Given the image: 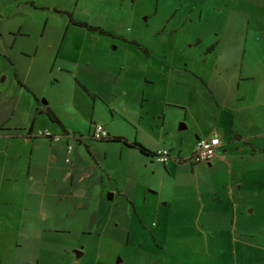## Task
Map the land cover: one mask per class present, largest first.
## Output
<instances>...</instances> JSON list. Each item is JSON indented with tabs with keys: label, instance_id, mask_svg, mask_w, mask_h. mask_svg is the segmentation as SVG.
Returning <instances> with one entry per match:
<instances>
[{
	"label": "rangeland",
	"instance_id": "1",
	"mask_svg": "<svg viewBox=\"0 0 264 264\" xmlns=\"http://www.w3.org/2000/svg\"><path fill=\"white\" fill-rule=\"evenodd\" d=\"M69 13L72 19L110 34L69 24ZM183 21L189 25L182 26ZM255 32L264 35V0H0V106L15 112L11 122L29 127L30 118L21 109L27 85L40 92L34 132L62 135L46 114L48 100L69 127L85 128L80 121L71 124L58 107L65 103L63 93L74 91L81 102L86 101L87 111L92 104L90 91H83L69 74L51 84L49 78L54 76L45 68V57L54 55L63 40L68 52L78 48V41L79 51L90 59L95 55L100 61L118 59L123 66L137 69L145 61L129 42L135 39L150 51L152 63L162 60L199 71L208 56L212 73L223 68L232 73L258 56L250 52V40L244 43L246 35ZM181 115L173 108L165 111L172 137L185 138V160H174L170 177L160 168L155 170L148 180L152 192L133 186L139 194L135 205L139 208L133 210L115 189V182L127 180L128 167L123 159L118 161V145L103 144L83 131L82 145L70 137L68 156L65 149L51 154L45 144L49 138L27 141L28 131L22 126L8 131L5 142H0V173L6 162L12 177L0 180V264H264V169L258 168L259 186H251L253 182L243 177L251 167L236 143L227 144L231 172L223 164L191 165L186 160L189 136L201 123L190 118L186 123ZM105 120L110 133L129 134L130 127L121 119ZM158 121L156 116L147 119L152 125ZM84 145L99 150L96 160ZM81 147L84 161L74 157ZM104 151L107 156L102 160ZM260 159L258 163L264 162ZM38 161L51 163V168L33 169ZM28 173L34 178H28ZM139 175L141 171L136 181H141ZM183 220L193 225L183 227Z\"/></svg>",
	"mask_w": 264,
	"mask_h": 264
},
{
	"label": "crops",
	"instance_id": "2",
	"mask_svg": "<svg viewBox=\"0 0 264 264\" xmlns=\"http://www.w3.org/2000/svg\"><path fill=\"white\" fill-rule=\"evenodd\" d=\"M263 38L264 35L258 32L245 37V44L247 40L251 42L250 52L258 53V56L251 58L246 66L242 62L240 68L235 69L232 73H227L226 68L218 70L217 73H212L210 69L212 57L208 56L205 60L210 64L207 62L203 69L199 71L189 70L185 66H170L162 60H156L152 63L148 61L150 51L145 52L139 48L138 54L140 55L138 56H140L142 62L143 60L145 62L139 63L136 69L128 64L123 66L124 64L118 59L100 61L96 55L90 59L89 55L84 54L82 49L79 51L81 46L78 41L75 43L78 48L68 52L65 48L66 43L63 40L55 49L54 55L45 57V68L51 76H54L52 79L49 78V81L53 80L55 83H59L62 80L61 75L69 74L75 82L79 83L83 91H90L88 95L92 100V104L90 108L87 107V111L83 107L86 101L81 102L80 95L75 94L74 91L71 94L68 92V95L63 93L62 98L65 103L60 108L58 107V111L64 112V118L70 120L71 124L80 121L85 123V128H78L76 125L69 127L59 113L49 105V100L45 102L46 105L48 104L46 108L50 109L61 121L63 130L66 133L63 132L60 125L53 123L59 127L62 134L77 135L74 139L79 145H82L83 131H89L92 124L98 123L104 126L110 136H121L128 141L137 140L152 152L158 149H170L174 158H171L166 164H161L156 162L152 156L145 155L138 149L129 147L122 142L107 139L100 141L103 144L118 145L120 149L118 161L121 162L123 159L128 163L127 170L124 173L127 180L122 183L115 182L116 192L120 197L126 199L128 210L139 208L138 205L135 207L139 200V194L136 189H133V186L141 185V189L152 192L149 190L151 185H148V180L155 170L160 168V173H166L170 177L176 168L175 161L181 163L185 160L182 155L184 136L181 134L172 137V134L166 128L165 111L170 108L182 113L181 119L185 122L189 118L200 120L201 126L193 131L191 137L189 136L191 142L190 153L198 138H208L214 135L220 138V145L210 161L200 163L189 161L191 165H201L204 168H209L213 164H223L231 172L233 163H230V159H228L229 145L227 144L236 143L237 148L240 146L238 151L243 154V160L251 167L249 171L247 170L248 174H244L243 177L245 180L249 179L253 182L251 186L258 187V173H260L258 168L264 169V162L258 163L259 160H262L260 158H264V141H258L259 137L264 138ZM216 40L219 43L220 38ZM58 58L60 59L59 62L57 61ZM129 72L131 73L128 74ZM14 75L18 77L15 71ZM97 75L99 77L93 81L91 78ZM24 77L27 79L28 72ZM133 77H138V80L132 82L131 78ZM51 84H53L52 81ZM179 87L182 88L183 92L178 91ZM24 89L25 97L24 101L21 102V109L23 108V113L30 118V126H22L25 122H11L15 112L6 105L0 106V142L2 144L5 142L4 138L8 136L7 132L13 127L22 126L21 129L28 131L26 140L32 138L30 134L34 133V122L37 120L36 113L39 111L40 92L34 87H27V85ZM149 116L152 118L156 116L159 120L158 123L152 125L147 122ZM106 117L110 121L117 117L122 122L127 123L130 127L129 134L128 132L127 134L123 132L110 133L109 128L105 126L108 124L105 120ZM42 124L49 127L43 121ZM180 129H186V126L181 125ZM69 139L70 137L65 138L64 146L61 143L62 137L57 142L49 139V143H45L46 148L51 154L59 153L58 150H63L66 144H70ZM7 144L8 151L11 140ZM34 145L39 144L35 142ZM35 147L37 148V146ZM85 149L91 151L89 156L95 160L97 159L99 153L97 148L84 145ZM2 151L3 146H0V152ZM84 153L85 151L81 147L75 152L74 157L84 161L86 158ZM123 154L125 155L123 156ZM100 156L104 160L107 152H101ZM43 162H34L32 168L36 170L41 169V167L51 168V163ZM1 169L0 180L12 178L9 176V167L6 162L2 163ZM140 171L142 172V175H139L141 181H136L135 177ZM45 174H48V170H45ZM108 176L110 175L108 174ZM28 178L33 179L34 176L28 173ZM241 187L240 184L239 188ZM112 196L110 194L109 198H112ZM163 205L166 206L167 202ZM189 225H193V223L189 220L182 221L183 227H189Z\"/></svg>",
	"mask_w": 264,
	"mask_h": 264
},
{
	"label": "built area",
	"instance_id": "3",
	"mask_svg": "<svg viewBox=\"0 0 264 264\" xmlns=\"http://www.w3.org/2000/svg\"><path fill=\"white\" fill-rule=\"evenodd\" d=\"M90 134L95 140L105 139L108 137L107 131L101 124H95L92 127ZM31 136L50 138L55 142L59 141L62 137L61 135L53 134L48 130H38L37 132L31 133ZM219 141V138L216 136L198 139L194 144L193 153H191L189 160L194 163L210 161L216 153V149L220 144ZM65 151L66 154L69 155L72 151L71 144H66ZM153 157L155 161L165 163L170 159L171 154L168 149H159L155 152ZM67 160L68 158L66 157V161Z\"/></svg>",
	"mask_w": 264,
	"mask_h": 264
},
{
	"label": "trees",
	"instance_id": "4",
	"mask_svg": "<svg viewBox=\"0 0 264 264\" xmlns=\"http://www.w3.org/2000/svg\"><path fill=\"white\" fill-rule=\"evenodd\" d=\"M65 13L67 14V12H65ZM69 19L72 20V16L70 13H69ZM73 24H77L80 27L90 29L91 31L99 30L100 33H104V31L102 29H99L97 27H92L91 25L87 24L86 22H75V21H73ZM46 114H47L48 118L50 119V121L55 122L62 127L61 121L50 109H46ZM62 130H63V127H62ZM63 132L66 133L65 130H63ZM50 140H52V139H50ZM107 140L114 141V142H122L129 147L138 149L141 153H143L145 155H152L153 154V152L151 150L147 149L143 144H141L137 140L128 141L127 139H125L124 137H121V136H109L107 138Z\"/></svg>",
	"mask_w": 264,
	"mask_h": 264
},
{
	"label": "flooded vegetation",
	"instance_id": "5",
	"mask_svg": "<svg viewBox=\"0 0 264 264\" xmlns=\"http://www.w3.org/2000/svg\"><path fill=\"white\" fill-rule=\"evenodd\" d=\"M73 21H75V22H83V21H77V20H74V19H72V20H70L69 19V24H71V25H74V26H78L77 24H73ZM186 23H188L187 21H183L182 22V26H184V25H189V24H186ZM78 27H80V26H78ZM92 27H95V26H92ZM97 28H99V29H102L103 31H104V33H100L99 32V30H95V31H98V33H100V34H103V35H108V34H110V32H108V31H106V30H104L103 28H100V27H97ZM87 30H90V29H87ZM91 31V30H90ZM94 31V30H93ZM248 36H250V35H246V37H248ZM132 41V42H131ZM131 41H129L130 43H133V44H135L139 49H141V50H143V51H147L148 52V49L146 48V47H144V46H142L139 42H137L135 39H132ZM196 41H197V43L199 42H201L202 40L199 38V37H197L196 38ZM95 124H98V123H95ZM95 124H92L91 126H90V129H89V131H88V134H87V137L88 138H91V139H93L92 137H91V129H92V127L95 125ZM104 127V126H103ZM105 129V128H104ZM106 130V129H105ZM107 131V130H106ZM107 133H108V131H107ZM30 136H31V134H30ZM61 136H65L66 138H69V137H71L68 133L67 134H62ZM110 135H109V133H108V137H109ZM214 136H216V135H214ZM31 137H33V136H31ZM76 138L77 136H73V138ZM107 137V138H108ZM216 137H218V136H216ZM107 138H105V139H100V140H97V141H102V140H106ZM209 138V137H208ZM219 138V137H218ZM198 139H200V138H198ZM197 139V140H198ZM93 140H95V139H93ZM196 140V141H197ZM219 140H220V138H219ZM195 141V142H196ZM220 142V141H219ZM195 144V143H194ZM220 145V144H219ZM219 147V146H218ZM218 147H217V149H218ZM193 149H194V145H193ZM193 149H192V152L191 153H193ZM217 149H216V151H217ZM159 150V149H158ZM169 150V152H170V149H168ZM157 151V150H156ZM156 151H153V154L152 155H150V156H152V158L154 159V157H153V155L155 154V152ZM191 153H190V155H191ZM170 154H171V152H170ZM216 154V153H215ZM190 155L188 156V158H186V160H188V161H190L189 160V157H190ZM215 156V155H214ZM171 158H174L173 156H172V154H171V157H170V159ZM169 159V160H170ZM155 160V159H154ZM168 160V161H169ZM167 161V162H168ZM157 162V161H156ZM167 162H165V163H161V164H166ZM192 163H194V162H192Z\"/></svg>",
	"mask_w": 264,
	"mask_h": 264
},
{
	"label": "water",
	"instance_id": "6",
	"mask_svg": "<svg viewBox=\"0 0 264 264\" xmlns=\"http://www.w3.org/2000/svg\"><path fill=\"white\" fill-rule=\"evenodd\" d=\"M110 197V196H109ZM81 253H79L78 255H80Z\"/></svg>",
	"mask_w": 264,
	"mask_h": 264
}]
</instances>
